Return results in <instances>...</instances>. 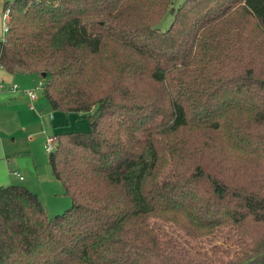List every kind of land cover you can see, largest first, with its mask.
I'll list each match as a JSON object with an SVG mask.
<instances>
[{
	"label": "trees",
	"instance_id": "1",
	"mask_svg": "<svg viewBox=\"0 0 264 264\" xmlns=\"http://www.w3.org/2000/svg\"><path fill=\"white\" fill-rule=\"evenodd\" d=\"M13 0L0 61L88 130L49 153L73 204L0 186V264H264V0Z\"/></svg>",
	"mask_w": 264,
	"mask_h": 264
},
{
	"label": "crops",
	"instance_id": "2",
	"mask_svg": "<svg viewBox=\"0 0 264 264\" xmlns=\"http://www.w3.org/2000/svg\"><path fill=\"white\" fill-rule=\"evenodd\" d=\"M7 1L13 0H0V40L5 36L4 13ZM33 74L11 73L4 67H0V186L20 185L26 182L35 184V179L42 184L43 181L51 180L50 174L53 171L50 162L49 169L44 173L39 167L40 156L37 153L36 134L58 136L60 133L70 131L66 130L63 120L58 121L63 116L55 114L59 111L68 115V112L54 109L45 93L40 96L38 93L34 100L26 93V89L34 88L36 80ZM14 84H19V87L14 89ZM76 114L82 116L81 113ZM54 122L55 132H52ZM15 171H19L24 178L21 179ZM57 181L60 180L57 179Z\"/></svg>",
	"mask_w": 264,
	"mask_h": 264
},
{
	"label": "rangeland",
	"instance_id": "3",
	"mask_svg": "<svg viewBox=\"0 0 264 264\" xmlns=\"http://www.w3.org/2000/svg\"><path fill=\"white\" fill-rule=\"evenodd\" d=\"M184 2L185 0H172L169 9L165 12V14L156 24V28H158L161 31H166L171 26L174 19L173 8L177 9ZM33 75L35 76V80H36L34 82V89L36 90L37 94L39 93L40 96L44 94V86L39 87L40 81L44 80L45 77L37 73H34ZM57 113L63 116L62 117L63 119L61 118L58 121L63 120L62 122L65 128L67 127L66 130H88L90 128L89 120L85 116H78L75 112L69 113L68 115H66L65 113H61L59 111L55 112V114ZM55 122L52 123L53 124L52 126L54 128L52 132H55ZM49 136H55V135L36 134V140H35L38 143L37 153L38 156H40L39 157L40 161H38V163L40 164L39 167L41 168V172L43 173L46 170H48L50 167L49 151H47L43 146V144L46 143L47 138ZM50 178L51 180H46L45 182L43 181L42 184H39L38 179H35V184H30L29 182H26V184L20 183V185L29 187L34 192L39 194L43 206L49 215L63 213L72 206L73 201L70 196L65 194V192L63 191L62 183L60 181H57V179H55L52 172L50 174Z\"/></svg>",
	"mask_w": 264,
	"mask_h": 264
},
{
	"label": "built area",
	"instance_id": "4",
	"mask_svg": "<svg viewBox=\"0 0 264 264\" xmlns=\"http://www.w3.org/2000/svg\"><path fill=\"white\" fill-rule=\"evenodd\" d=\"M9 20H10V9L7 8V9H5V13H4V25H5L4 26V28H5L4 31H5V34H6V31L8 30V28H9ZM0 67H3L1 61H0ZM44 85H45L44 80H41L39 87H43ZM18 87H19L18 84H14V89H16ZM26 93L29 94V96L31 97L32 100L37 98V93H36V90L34 88L26 89ZM30 106L32 108L34 107L32 104ZM57 142H58V137L56 135L55 136H49L47 138L46 143L44 144V147L50 153V152H52L55 149V147L57 145ZM15 174L18 175L21 179L24 178V176H22L19 171H15Z\"/></svg>",
	"mask_w": 264,
	"mask_h": 264
},
{
	"label": "water",
	"instance_id": "5",
	"mask_svg": "<svg viewBox=\"0 0 264 264\" xmlns=\"http://www.w3.org/2000/svg\"><path fill=\"white\" fill-rule=\"evenodd\" d=\"M43 76H46V74L44 73Z\"/></svg>",
	"mask_w": 264,
	"mask_h": 264
}]
</instances>
